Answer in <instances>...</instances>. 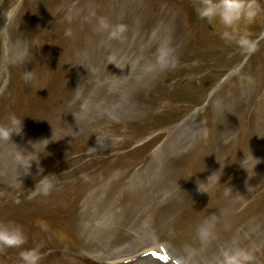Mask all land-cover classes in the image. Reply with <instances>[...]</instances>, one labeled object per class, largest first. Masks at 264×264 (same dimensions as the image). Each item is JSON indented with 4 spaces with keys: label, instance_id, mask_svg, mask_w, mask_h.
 Segmentation results:
<instances>
[{
    "label": "rangeland",
    "instance_id": "1",
    "mask_svg": "<svg viewBox=\"0 0 264 264\" xmlns=\"http://www.w3.org/2000/svg\"><path fill=\"white\" fill-rule=\"evenodd\" d=\"M183 2L0 0V122L23 116L0 142V219L28 242L73 244L95 264H171L153 254L163 244L212 264L238 243L264 264V22L248 26L262 38L246 55ZM95 16L122 38L95 32ZM202 224L215 239L197 238Z\"/></svg>",
    "mask_w": 264,
    "mask_h": 264
},
{
    "label": "clouds",
    "instance_id": "2",
    "mask_svg": "<svg viewBox=\"0 0 264 264\" xmlns=\"http://www.w3.org/2000/svg\"><path fill=\"white\" fill-rule=\"evenodd\" d=\"M193 9L197 18L208 24L218 26L217 35L225 43L234 45L246 55H251L257 50V41L252 38L247 28L249 25L264 22V0H195ZM93 30L97 33L105 34L107 40H119L125 32V25L112 23L104 16H95ZM64 35L72 38V29L70 27L65 28ZM13 60H15V57H13ZM109 62L116 64L111 59ZM30 75V71L25 73V78L27 79ZM22 118L23 116H18L15 112L6 114L3 121L0 122V142L11 140L10 137L13 133L19 134L22 132ZM245 159H247V154H245L243 160ZM33 160L36 159L29 158L26 164L20 162L19 167L22 169L26 167L29 171L30 163ZM257 162L258 160H256L255 164ZM213 173H218L219 179V171ZM48 176H42L35 185V188L40 185L42 194H47L53 187L52 181L47 179ZM82 178L87 179L83 174ZM197 190L209 193L200 180H197ZM196 234L202 243L215 239V233L210 224L198 226ZM27 240V234L21 224L0 219V250L7 248L17 249L19 264H41L42 253L40 246L26 247ZM255 259L249 248L238 243H228L218 249L212 264H254Z\"/></svg>",
    "mask_w": 264,
    "mask_h": 264
},
{
    "label": "bare ground",
    "instance_id": "3",
    "mask_svg": "<svg viewBox=\"0 0 264 264\" xmlns=\"http://www.w3.org/2000/svg\"><path fill=\"white\" fill-rule=\"evenodd\" d=\"M165 248H162L161 255L165 257V259L169 260L172 264H185V260L179 256H176L175 252L171 250L168 245H164ZM163 257V258H164ZM176 259V260H173Z\"/></svg>",
    "mask_w": 264,
    "mask_h": 264
}]
</instances>
